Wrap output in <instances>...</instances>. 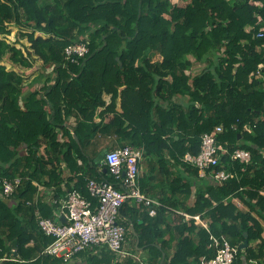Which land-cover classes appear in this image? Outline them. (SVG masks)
Masks as SVG:
<instances>
[{
	"label": "trees",
	"instance_id": "obj_1",
	"mask_svg": "<svg viewBox=\"0 0 264 264\" xmlns=\"http://www.w3.org/2000/svg\"><path fill=\"white\" fill-rule=\"evenodd\" d=\"M7 27H16L29 46L8 43ZM75 42L88 48L78 64L64 54ZM33 55L51 75L31 91L23 92L21 76L0 65V177L22 178L10 198L0 199V258L15 259L0 264H66L42 254L53 239L39 229L36 213L52 219L53 208L26 205L36 191L33 181L59 187L61 161L81 160L92 172L86 179L94 177V160L113 150L109 137L142 150L145 176L162 183L155 191L143 175V194L207 221L208 230L178 216L177 250L170 256L169 242L159 245L156 233L166 210L156 207L151 217L143 205L125 202L118 223L132 227L131 251H147L146 264H200L223 240L235 248L233 264H264V82L256 77H264V0H189L185 6L173 0H53L43 6L0 0V61L30 68ZM189 56L205 68L191 75ZM219 126L215 140L226 152L213 170L235 176L222 183L206 177L187 206L191 185L184 174L198 178L199 171L183 157L197 155L202 136ZM237 149L250 153L248 164L231 159ZM86 181L77 177L69 191L91 200ZM244 241L248 246L240 249ZM93 248L86 264H119L114 253ZM142 263L126 258L121 264Z\"/></svg>",
	"mask_w": 264,
	"mask_h": 264
},
{
	"label": "built area",
	"instance_id": "obj_2",
	"mask_svg": "<svg viewBox=\"0 0 264 264\" xmlns=\"http://www.w3.org/2000/svg\"><path fill=\"white\" fill-rule=\"evenodd\" d=\"M262 36L263 33L257 35V37ZM87 53L88 48L82 42H75L64 48L65 59L73 64H78L79 59L84 58ZM256 77L264 82V77L259 72ZM221 131L222 128L219 126L212 134L203 135L199 153L197 155L187 153L183 157L185 163L197 168L201 176L210 177L215 183H222L235 176L231 172L213 170L219 163L220 154L226 152L215 140V134ZM231 159L245 165L250 162V153L237 149L232 153ZM141 162V152L132 146L125 145L109 150L104 154L99 165L104 168L112 181L88 178L85 188L91 200L82 197L75 189L69 191L61 203L65 211V223L43 218L37 212L39 229L44 235L53 239L42 250V254L60 258L66 264L71 262L75 255L92 247L103 248L123 258L130 256L124 249L128 229L118 223L120 208L125 202L131 201L143 205L148 215L153 217L156 215L155 208L161 206L158 200L143 194L139 187ZM207 170L210 171L208 175H206ZM21 183L22 178L19 176L12 179L0 177V199L10 198ZM92 201H95L96 205ZM30 204L27 202V205ZM179 213L184 219L190 218L185 213ZM194 218L199 220L198 217L190 219ZM199 222L201 227L208 230L207 221L199 220ZM213 240L216 243V240ZM215 245L214 257L202 260L200 264H233L235 248L225 240ZM7 260L15 259L4 255L0 258V263Z\"/></svg>",
	"mask_w": 264,
	"mask_h": 264
},
{
	"label": "crops",
	"instance_id": "obj_3",
	"mask_svg": "<svg viewBox=\"0 0 264 264\" xmlns=\"http://www.w3.org/2000/svg\"><path fill=\"white\" fill-rule=\"evenodd\" d=\"M34 61L32 63V66L30 68H21L18 66H13L10 63L3 61V63H0V65L5 66L6 70L8 71H14L15 73H17L18 75L21 76L22 78V85L24 86L23 88V92H27V91H31L34 90L35 88H37V85L39 83V81L42 78V82L45 79V73H44V78L43 76L40 78L38 76V72H36V70H31L33 67H39V63H41V61L39 59H37L34 55H33ZM42 67V65H41ZM194 69V66L192 64L191 69H190V74L194 75V71L192 73V70ZM51 75V74H50ZM41 83V82H40ZM104 100L106 101V103H109L110 101V96L109 95H105L104 96ZM19 106L20 108H22V98H19ZM119 106V104H118ZM103 109L99 108L98 111L95 114V122L98 123L100 121V118L98 116V112L101 111ZM106 120H108L109 118L112 117L111 114H107L106 116ZM105 120V122H106ZM71 130H73L76 127V122L73 118H70L67 123H66ZM59 137H60V141H63L66 137H62L59 133ZM97 142L100 141L101 139H99V137H97ZM109 144H108V148H119L121 147V144L119 143L117 138L114 137H109ZM24 151L22 152V154H24ZM80 162V163H79ZM143 162V161H142ZM98 165V164H97ZM73 167V171L71 170V167ZM70 166H68L64 161H61L58 164V167L60 168L61 171V184L59 187L57 186H44V185H40L38 182L33 181L34 186H36V191L35 194H33V196L31 197L30 200H28L27 202H30V205H38V204H42V205H48L49 207L53 208V212L52 215L50 216L52 219H54L55 221H60L62 223L66 222V218H65V211L62 209V205L61 203L64 201L65 196L67 195V191H69L70 187H74L75 183L77 181V177L79 176H85V181L88 179H86V175L84 174L86 173H92L89 171V168L86 166L85 163H83L81 160H77V163H72ZM96 167V166H95ZM99 167V168H98ZM142 167V166H141ZM141 167H140V172H141ZM93 171V175L94 177L91 178H96L100 172L104 173V168L100 167V165H98L96 168L92 169ZM145 171L147 172V169H144L142 176H145ZM106 176L108 175L107 172L104 173ZM147 176H145V181L147 180H151L149 181V187L153 186V184H155L156 186L154 187L155 191H158L159 189H161L163 187L162 183L160 182L158 184V178L156 176H152L151 174H146ZM96 176V177H95ZM184 176H186L189 181H190V190H191V194L189 196L188 199H186V205L187 206H192L194 203V194L197 191V189L204 185L205 182H202L203 180H205L206 176H201V174H199L198 178H194V177H190L188 176V174H184ZM109 177V176H108ZM97 179V178H96ZM208 179V178H207ZM153 180V181H152ZM209 181H211L210 179H208ZM148 183V182H147ZM150 183H152V185H150ZM207 183V182H206ZM55 195L57 196V198H55ZM83 197V196H82ZM180 196H176V198H179ZM157 200V199H155ZM26 202V203H27ZM128 203H132L131 201H128ZM95 204V203H94ZM27 205V204H26ZM27 205V206H30ZM160 208H164L166 211L164 213V219L162 221V223L160 225H158L157 227V231L156 233H160V237H158V244H162V242L166 241L168 243V253L171 256L176 250H177V243H178V234H176V232L174 231L175 226L178 225V216L182 217L183 220L185 222H188V220H191V217H198L199 215L196 216H191L187 213H185V211L181 210H177V209H173L170 208L168 206H165L163 204H161ZM185 213L187 215H189V219H184V217L179 213ZM120 218L118 219L119 222ZM122 220H125L124 218H122ZM193 220H197V226H200V222L199 220H201L199 218L196 219L194 218ZM203 222H206V220H201ZM138 223L141 224L142 221L138 220ZM128 229V234H127V239H126V244L128 245V243H130L131 240V235L130 232L132 231V227L127 228ZM99 249V248H98ZM126 251H128V247L125 246L124 248ZM131 251V249H130ZM129 252V251H128ZM99 253V252H98ZM96 253V254H98ZM130 256H127L125 258L117 256L116 254L114 257V262L115 263H119L121 264L123 262L124 259L126 258H131L133 261H142V264H146L145 258L147 257V251H138L136 253L133 252H129ZM95 255L94 252V248H89L86 251H84L83 254L75 257L71 262H69L68 264H86V260L88 257ZM162 258H164V256H162ZM203 260V258L200 259V262ZM250 264H256V261H252L250 262Z\"/></svg>",
	"mask_w": 264,
	"mask_h": 264
},
{
	"label": "rangeland",
	"instance_id": "obj_4",
	"mask_svg": "<svg viewBox=\"0 0 264 264\" xmlns=\"http://www.w3.org/2000/svg\"><path fill=\"white\" fill-rule=\"evenodd\" d=\"M173 2H177V4L179 6H185L187 3H189V0H173ZM52 3H53V0H39V4L41 6L50 5ZM7 30H8V33L6 35H4L3 37L5 38V40L8 43L13 44L17 48H20V49L22 48V46H29L28 42L26 41V38H23L22 36H19L18 29L16 27H7ZM35 36H40V34L37 33ZM189 59L191 60L193 66H194V69L192 70V73L194 71V74H197V73H199L200 71H202L205 68V64H198L192 58V56H189ZM0 63H3V61H0ZM39 64H40L39 67H35V68L33 67L31 70L32 71L36 70V72H38V76L40 78L44 75V73L46 74L45 77L46 76H50L48 73L43 71V68L41 67L42 63H39ZM43 78H44V76H43ZM41 80H42V78H41ZM41 80L39 81V83L42 82ZM138 150L141 152V154H143L142 150H140V149H138ZM142 158H143V156H142ZM95 166L97 167L98 165L95 163ZM140 166H142L141 167V172H140V177H142V173H143L144 169L148 168L147 161L143 160V162H141ZM170 170L174 174V172H175L174 168L171 167ZM107 177H108V175H107ZM235 202H236V204L238 206V204H239L238 201H235ZM238 208H241V204H240V206H238ZM126 247H128V251L131 253L132 252V251H130L131 243H128V245L126 244Z\"/></svg>",
	"mask_w": 264,
	"mask_h": 264
},
{
	"label": "water",
	"instance_id": "obj_5",
	"mask_svg": "<svg viewBox=\"0 0 264 264\" xmlns=\"http://www.w3.org/2000/svg\"><path fill=\"white\" fill-rule=\"evenodd\" d=\"M118 60V58H117ZM107 152V149H104L101 151V153L97 156V158L94 160V162L96 164H100V160L102 159V157L104 156V154ZM106 171L104 170V173ZM244 236L246 237V234H244ZM248 246V242L247 241H244L241 245H240V249H245L246 247Z\"/></svg>",
	"mask_w": 264,
	"mask_h": 264
},
{
	"label": "clouds",
	"instance_id": "obj_6",
	"mask_svg": "<svg viewBox=\"0 0 264 264\" xmlns=\"http://www.w3.org/2000/svg\"><path fill=\"white\" fill-rule=\"evenodd\" d=\"M108 151V150H107Z\"/></svg>",
	"mask_w": 264,
	"mask_h": 264
}]
</instances>
